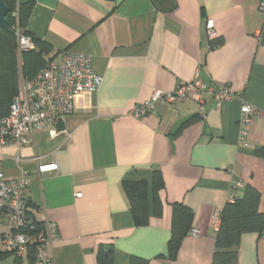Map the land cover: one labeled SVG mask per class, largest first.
Returning a JSON list of instances; mask_svg holds the SVG:
<instances>
[{
  "label": "crops",
  "instance_id": "0c3cea01",
  "mask_svg": "<svg viewBox=\"0 0 264 264\" xmlns=\"http://www.w3.org/2000/svg\"><path fill=\"white\" fill-rule=\"evenodd\" d=\"M34 1L27 30L51 44L48 57L86 54L103 75L99 90L77 94L74 111L56 126L33 129L21 147L0 141V173L28 179L37 220L58 227L49 246L54 264H103L101 249H112V264H130L132 255L148 264H211L212 221L241 194L237 179L260 191L264 212V156L256 154L264 147V0ZM216 37L224 42L211 48ZM196 73L229 86L235 98L219 107L208 98L204 117L190 98L156 103L141 118L129 115L155 90L171 91ZM244 101L260 111L247 147L238 141ZM51 163L58 168L39 172ZM155 170L165 184L159 216ZM124 180L148 182L149 224L136 223ZM174 203L193 210L198 234L186 235L170 258ZM21 260L36 264L29 254ZM0 264H16L15 256H0ZM237 264H264V233L242 235Z\"/></svg>",
  "mask_w": 264,
  "mask_h": 264
},
{
  "label": "built area",
  "instance_id": "2783aa9c",
  "mask_svg": "<svg viewBox=\"0 0 264 264\" xmlns=\"http://www.w3.org/2000/svg\"><path fill=\"white\" fill-rule=\"evenodd\" d=\"M264 10V2L261 4ZM214 20L207 21V31L213 37ZM19 50L35 47L30 36L18 32ZM103 75L95 71L92 59L86 54L65 51L60 58H49L46 65L30 80H22L20 92L14 99L10 113L0 117V141L7 145L24 146L27 134L59 124L75 109V97L83 91H98ZM214 98L216 106L235 98L229 86L216 87L203 81L196 73L189 81H180L171 91L155 90L152 97L136 105L129 115L141 118L151 113L156 103L182 102L190 98L199 104V115L205 116V103ZM260 111L249 102H242L238 141L247 147L254 116ZM70 135V134H68ZM58 164H40L39 172L55 170ZM30 181L25 177L7 178L0 173V254L10 253L25 258L33 250L36 264H54L49 246L57 238L58 227L52 221L43 222L42 228L30 207L28 190ZM241 190L243 183L235 181ZM220 219L214 217L212 226L218 229ZM196 236L198 230L192 229Z\"/></svg>",
  "mask_w": 264,
  "mask_h": 264
},
{
  "label": "trees",
  "instance_id": "16d2710c",
  "mask_svg": "<svg viewBox=\"0 0 264 264\" xmlns=\"http://www.w3.org/2000/svg\"><path fill=\"white\" fill-rule=\"evenodd\" d=\"M9 8L8 28H0V117L10 113L14 99L20 92L21 78L25 81L33 79L46 65L52 50L51 44L40 40L28 30L34 0H4ZM18 32L30 36L35 47L30 50H19ZM222 38H212L210 46L215 48L223 43ZM189 123V122H188ZM183 125L182 127H184ZM256 154L264 156V147L256 150ZM165 186L159 170L154 171L153 199L154 213L162 212L159 191ZM124 191L129 199L131 212L138 225H147L150 221L149 186L145 180L123 181ZM260 191L251 184L243 186L241 194H234L233 199L226 203L220 214V225L216 231L215 252L211 264H237L239 246L245 233H264V212L260 211ZM193 210L182 204H173L172 234L168 243L170 258H174L182 240L192 228ZM40 228L43 222H39ZM12 255L3 253L2 255ZM30 262L35 261L33 250L29 251ZM22 258L15 256L16 264H22ZM103 264H112V249L98 254ZM148 259L132 255L130 264H148Z\"/></svg>",
  "mask_w": 264,
  "mask_h": 264
},
{
  "label": "water",
  "instance_id": "95a60500",
  "mask_svg": "<svg viewBox=\"0 0 264 264\" xmlns=\"http://www.w3.org/2000/svg\"><path fill=\"white\" fill-rule=\"evenodd\" d=\"M9 12V8L6 5L4 0H0V28H8L9 21L7 18V14Z\"/></svg>",
  "mask_w": 264,
  "mask_h": 264
}]
</instances>
